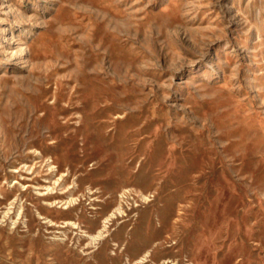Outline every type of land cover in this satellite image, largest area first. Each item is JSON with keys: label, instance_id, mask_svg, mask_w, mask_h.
Masks as SVG:
<instances>
[{"label": "rangeland", "instance_id": "1", "mask_svg": "<svg viewBox=\"0 0 264 264\" xmlns=\"http://www.w3.org/2000/svg\"><path fill=\"white\" fill-rule=\"evenodd\" d=\"M0 264H264V0H0Z\"/></svg>", "mask_w": 264, "mask_h": 264}]
</instances>
